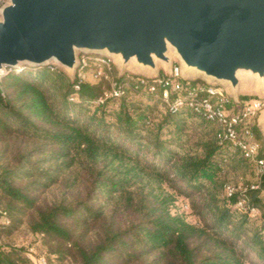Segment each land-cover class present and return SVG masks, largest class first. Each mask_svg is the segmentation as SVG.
<instances>
[{
	"label": "trees",
	"instance_id": "trees-1",
	"mask_svg": "<svg viewBox=\"0 0 264 264\" xmlns=\"http://www.w3.org/2000/svg\"><path fill=\"white\" fill-rule=\"evenodd\" d=\"M115 79L124 93L98 103L105 79L76 88L51 66L0 74V264H36L27 246L2 241L21 226L61 262L264 264V197L248 192L257 220L223 192L252 163L193 109L162 110L137 76ZM178 196L195 222L174 208Z\"/></svg>",
	"mask_w": 264,
	"mask_h": 264
},
{
	"label": "water",
	"instance_id": "water-1",
	"mask_svg": "<svg viewBox=\"0 0 264 264\" xmlns=\"http://www.w3.org/2000/svg\"><path fill=\"white\" fill-rule=\"evenodd\" d=\"M110 57L119 77L170 75L264 88V0H7L0 6V70L50 66L71 81L79 55ZM161 69V70H160ZM259 116L257 117V120Z\"/></svg>",
	"mask_w": 264,
	"mask_h": 264
},
{
	"label": "built area",
	"instance_id": "built-area-1",
	"mask_svg": "<svg viewBox=\"0 0 264 264\" xmlns=\"http://www.w3.org/2000/svg\"><path fill=\"white\" fill-rule=\"evenodd\" d=\"M89 68L93 70L94 81L105 79L109 82V89L97 100L98 103L104 102L108 97H120L124 93V86L115 79L113 60L110 57L82 53L79 55V65L74 78L77 81L76 88L80 82L86 81ZM137 77L134 87H142L150 93L158 92L164 110L175 112L181 106L193 109L216 125V137L219 142L237 148L252 163L256 179L250 182H226L223 192L227 198L238 194L234 207L244 210L250 218L258 219L261 215L260 209L249 204L248 192L259 191L264 197V186L260 183L264 176V157L260 156L261 146L252 130L254 121L264 107V101L253 97L236 103L221 85L184 80L176 63L173 64L170 75L161 73L154 77ZM148 79H151L150 83ZM33 254L34 250L30 248L28 256L33 257L36 264H48L45 255Z\"/></svg>",
	"mask_w": 264,
	"mask_h": 264
},
{
	"label": "rangeland",
	"instance_id": "rangeland-1",
	"mask_svg": "<svg viewBox=\"0 0 264 264\" xmlns=\"http://www.w3.org/2000/svg\"><path fill=\"white\" fill-rule=\"evenodd\" d=\"M5 3H7V0H0V6L5 4ZM50 66H54V65L50 64ZM113 66H114V69L116 72V77H119V75H118L119 69L117 68L116 64L114 63V60H113ZM24 67L34 68L36 66L24 65V66L20 67L19 69L16 68V71L20 72ZM9 69L10 68H4L3 70H0V74L4 73L5 71H8ZM92 71H93L92 68H89L87 70V73H86V80L87 81H90V82L94 81ZM124 72H125L124 75H132V74H130V72H138V70L134 67H128V69H126V71H124ZM132 76H134V75H132ZM201 82H203V81H201ZM240 90L241 91H239V93H238L239 100H241L242 97H246L245 99L255 97V98H261L264 101V88L261 85H259L258 83H255L254 81H248L245 84V87H243V85H241ZM225 91H226V89H225ZM161 109L164 110L163 106ZM258 116H259V119L258 120L256 119L254 121L253 125L256 127V129L258 130L260 135L264 137V107L260 111ZM253 133H254V136L256 138V133L254 130H253ZM258 141H259L260 146H261L262 145L261 141L260 140H258ZM226 179L230 182H233V183L234 182L236 183L238 181L248 182V181H254L256 179V176H255L254 168L249 167L245 171L244 174L237 176L233 173H230L226 176ZM174 208L183 212V214L185 215V217L188 221L195 222L197 220L196 216L192 213V211L189 207V200L187 198H185L184 196H178L176 198L175 203H174ZM260 212H261V209H260ZM257 220H260V218H258ZM2 241L6 242V243L14 244V245L27 246L26 248L28 251L30 248H32L34 250V254L45 255L47 258L48 264H75V263H72L71 261H63V262L58 261L54 254H50L49 258H48L47 254H46L48 248L42 242V238L39 235H35V234L30 233L27 230V228L24 226H21L17 231H15L10 236H3ZM245 264H252V263L246 262Z\"/></svg>",
	"mask_w": 264,
	"mask_h": 264
}]
</instances>
